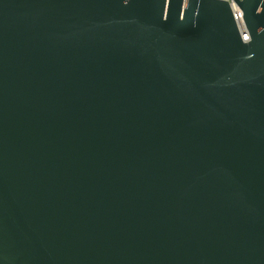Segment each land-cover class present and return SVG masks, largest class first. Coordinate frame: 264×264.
Returning <instances> with one entry per match:
<instances>
[{
  "label": "water",
  "instance_id": "water-1",
  "mask_svg": "<svg viewBox=\"0 0 264 264\" xmlns=\"http://www.w3.org/2000/svg\"><path fill=\"white\" fill-rule=\"evenodd\" d=\"M0 0V264H264V0Z\"/></svg>",
  "mask_w": 264,
  "mask_h": 264
},
{
  "label": "built area",
  "instance_id": "built-area-1",
  "mask_svg": "<svg viewBox=\"0 0 264 264\" xmlns=\"http://www.w3.org/2000/svg\"><path fill=\"white\" fill-rule=\"evenodd\" d=\"M227 2L232 13L233 20L237 26V29L241 35V39L244 43L249 41V35L243 20V13L240 7L236 4L235 0H219Z\"/></svg>",
  "mask_w": 264,
  "mask_h": 264
}]
</instances>
